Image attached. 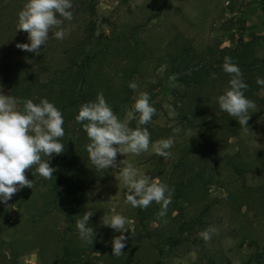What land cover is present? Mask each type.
<instances>
[{"label":"rangeland","instance_id":"rangeland-1","mask_svg":"<svg viewBox=\"0 0 264 264\" xmlns=\"http://www.w3.org/2000/svg\"><path fill=\"white\" fill-rule=\"evenodd\" d=\"M25 2L0 0V60L15 59L19 50L16 45L30 43L28 34L17 30L18 13ZM72 4L70 11L74 18L64 21V39L58 40L50 34L41 46L44 56L33 59L43 78L64 66L67 50L83 42L91 20L100 43L119 33L129 34L138 27L137 37L144 40L149 55L139 67L134 96L141 91L149 94L156 109L153 122L162 127L174 124L178 100L171 91H165V68L156 67L157 58L166 52L176 34H183L200 50L207 45L244 46L264 58V0H98L94 16L89 11L90 0H72ZM47 66L49 72L44 71ZM153 79L156 83L151 82ZM35 86L33 84L30 90ZM0 93L10 95L9 85L2 81L1 72ZM260 95L264 97V89ZM249 118L248 128L241 129L237 135H225L215 128L204 135L196 132L178 135L172 131L151 142L172 138L174 145L168 157L156 155L151 143L149 151L139 156L118 153L117 166L106 170L113 179L99 181L90 187V198L83 210L92 212L90 218L102 226L103 216L120 214L131 220L127 227L134 228L136 235L132 237L130 230L124 233L129 237L125 249L132 256H138L140 264H156L159 256L153 244L142 238L136 228L138 208L125 203L127 190L118 179L120 171L126 162L131 163L141 173L167 184L169 176L179 177L177 173L181 174L191 163L196 169L205 165L215 174L216 181L207 186L205 197L192 191L191 199L183 203L184 217L203 216L202 210L207 207L204 227H216L218 234L213 233L211 240L206 242L199 236L202 229L196 228L182 245L166 249L163 262L251 264L255 261L253 264H264V253L259 255L264 252V102L257 104V110L250 112ZM188 144L194 146V152L189 159H182ZM234 164L244 169L242 174L235 170ZM25 176L31 180L27 170ZM25 191V188L19 190L6 204L0 202V255L3 258L0 264H8L12 251L16 253L18 264H60L69 205L63 204L40 221L33 222L31 212L40 210L41 192L27 194ZM30 201H35L32 210H28ZM177 213L175 211L174 215ZM151 226L156 229L159 223L153 221ZM107 227L110 232L107 241L120 235ZM154 238L156 241L157 237ZM86 245V242L82 245L86 264H110L107 262L109 256L104 258L106 261L99 260L96 258L98 252L85 248ZM129 262L134 264L132 258Z\"/></svg>","mask_w":264,"mask_h":264},{"label":"trees","instance_id":"trees-1","mask_svg":"<svg viewBox=\"0 0 264 264\" xmlns=\"http://www.w3.org/2000/svg\"><path fill=\"white\" fill-rule=\"evenodd\" d=\"M97 4L98 0H90L89 11L92 16L96 13ZM92 23L91 20L87 26V36L83 42L67 50L64 66L54 69L51 73L47 66L44 71L50 74L44 78L33 60L44 56L41 49L37 55L35 52L19 48L15 59L0 60L2 81L9 85L10 96L32 99L34 103L46 98L61 111L64 118L65 135L60 142L64 144L65 150L62 154H53L48 161L55 169L52 179L46 180L36 174L34 166L27 169L34 186L24 187L27 194L36 190L41 192L40 210L31 212L33 222L40 221L46 214L57 210L63 204L69 205L65 217L67 225L62 234L60 264L87 262V258L83 256L82 246L86 241L80 239L76 221L86 213L83 207L89 201L90 187L99 181L113 179L111 174L106 173L107 169L97 170L91 163L85 148L90 141L82 125L75 121V116L83 103L95 101L97 95L102 93L114 113L124 120L131 109L135 93L129 88V82H136L139 67L149 55V48L144 40L137 37L138 27L129 34L119 33L100 43L96 39ZM225 56L232 57L233 62L241 69L243 79L248 85L244 92L246 98L254 101L256 105L264 102V97L260 95L264 86L256 83L257 77L264 78V58L244 46L207 45L200 50L195 47L192 40L183 34H176L168 43L166 52L157 58L156 67L165 68L164 77L167 81L165 91H171L177 98V113L173 118L174 124L167 127L155 124L154 117L144 126L151 134V142L172 132L173 127L181 128L178 135L191 132L204 135L212 128L224 132L225 135L239 134L243 127L239 125L238 120L219 108L216 99L218 95L223 94L230 79L222 68ZM213 74L215 78H212ZM172 75L176 76L174 87L169 80ZM33 84L36 86L30 90ZM150 103L155 106L151 99ZM129 126L135 128L136 121H131ZM194 149L192 144H188L183 150L182 159H189ZM234 168L240 174L244 171L236 164ZM177 174L180 175L177 178L169 176V179H166L169 188L174 190V195L165 217L158 216L161 205L155 202L146 209H137L136 228L139 229L142 238L153 244L154 251L159 256L156 264H165L163 257L167 253L166 249L182 245L189 239L188 235L196 232V228L206 229L204 217L207 215V207L202 210L204 217L185 218L183 203L191 199L192 191L196 194L200 192L199 194L205 197L207 186L216 181L215 174L205 165L196 169L192 163L181 174L179 172ZM34 203L35 201H30L28 210L33 209ZM175 211L178 212L176 215ZM153 221L159 223L158 228H152ZM88 223L93 228L95 236L92 243L86 242L85 248L98 252L97 259L106 261L104 258L109 256L110 260L107 262L110 264H130L129 259L132 258L134 264L141 263L138 256H132L125 248L119 257L112 255L113 236L107 241L110 234L108 227L102 226L93 218H90ZM154 237H157L156 241L153 240ZM263 253L260 252L259 255ZM16 257V253L12 251L8 264H18ZM2 261L0 255V263ZM253 262L255 261L251 264Z\"/></svg>","mask_w":264,"mask_h":264},{"label":"clouds","instance_id":"clouds-1","mask_svg":"<svg viewBox=\"0 0 264 264\" xmlns=\"http://www.w3.org/2000/svg\"><path fill=\"white\" fill-rule=\"evenodd\" d=\"M72 7V0H26L18 13L17 30L26 32L30 43H18L16 46L38 55L50 34L63 40L66 35L64 21L74 18L70 11ZM222 68L230 79L223 94L216 98L219 108L247 129L250 112L256 111L257 105L246 98L244 92L248 85L232 57H224ZM212 78H215V74ZM169 80L174 87L176 76L172 75ZM151 82L156 83L155 79ZM256 83L264 86V78L257 77ZM128 86L133 91L138 88L136 82H129ZM155 113L150 96L144 91L133 97L131 109L124 120L114 113L102 93L97 95L95 101L83 103L75 121L82 125L90 141L85 148L95 168L106 170L116 167L118 153L139 156L142 152L149 151L151 134L144 126L152 121ZM131 121H136L135 128L129 126ZM63 124L61 111L46 98L34 103L32 99L0 93V202L6 204L24 187L33 188V181L25 176V171L29 168L35 166L36 174L46 180L52 179L55 169L48 161L53 154L59 155L65 150L64 144L60 142L65 135ZM180 132V127H173L174 134ZM173 145L172 138L160 139L151 143V149L156 155L168 157ZM118 179L122 180L127 190L125 203L134 208L146 209L155 202L161 205L158 216H166L174 195V190L167 184L141 173L127 162ZM92 215V212H86L76 221L80 239L88 243H92L95 236L88 223ZM102 222L120 233L112 239V255L119 257L129 238L124 233L130 230L132 237L136 235L134 228L127 227L132 221L123 215L113 214L103 216ZM213 233L218 234L216 227L202 230L199 236L207 242L211 240Z\"/></svg>","mask_w":264,"mask_h":264}]
</instances>
